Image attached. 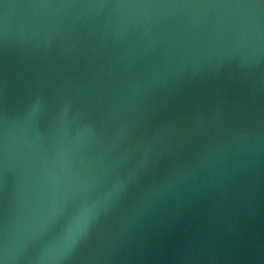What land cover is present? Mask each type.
Returning <instances> with one entry per match:
<instances>
[{
    "label": "water",
    "instance_id": "95a60500",
    "mask_svg": "<svg viewBox=\"0 0 264 264\" xmlns=\"http://www.w3.org/2000/svg\"><path fill=\"white\" fill-rule=\"evenodd\" d=\"M0 264H264V0H0Z\"/></svg>",
    "mask_w": 264,
    "mask_h": 264
},
{
    "label": "clouds",
    "instance_id": "9594fccd",
    "mask_svg": "<svg viewBox=\"0 0 264 264\" xmlns=\"http://www.w3.org/2000/svg\"><path fill=\"white\" fill-rule=\"evenodd\" d=\"M124 188L123 184H117L113 191L116 193L122 192ZM95 209L96 206L92 205V206H82L80 209H78L76 217H75V222L76 224L82 228V229H86L87 228V224L88 221L92 218V216L95 213Z\"/></svg>",
    "mask_w": 264,
    "mask_h": 264
}]
</instances>
